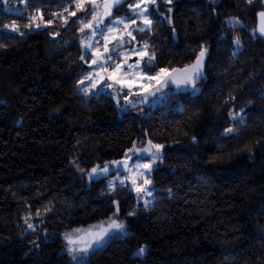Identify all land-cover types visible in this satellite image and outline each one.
<instances>
[{"label": "trees", "instance_id": "obj_1", "mask_svg": "<svg viewBox=\"0 0 264 264\" xmlns=\"http://www.w3.org/2000/svg\"><path fill=\"white\" fill-rule=\"evenodd\" d=\"M133 1L103 22L135 19ZM14 2L0 4V264H68L62 236L109 218L114 203L128 234L86 264H264V0L157 1L151 26L136 21L125 39L147 53L142 72L207 56L196 84L167 86L132 116L81 91L90 1L85 11L77 0ZM149 142L162 157L148 207L108 176L86 180Z\"/></svg>", "mask_w": 264, "mask_h": 264}, {"label": "rangeland", "instance_id": "obj_2", "mask_svg": "<svg viewBox=\"0 0 264 264\" xmlns=\"http://www.w3.org/2000/svg\"><path fill=\"white\" fill-rule=\"evenodd\" d=\"M14 1L16 0H0V4H3L8 8L10 2L15 3ZM86 1H90V3H92L95 0ZM157 1L159 0H155L154 3L151 2V0H134L129 7L131 8L132 15L136 17L135 19H128L125 17L111 18L109 21L103 22L100 25V28L103 29L104 32L103 36L99 34L93 36L92 34L91 36L85 35L83 38L84 50L90 54L92 61L93 59H97L99 54H103L102 59L107 60V62L103 64V68L107 69V71H100L101 65L99 63L91 65V68L86 71L81 79V91L89 96L98 94L109 95L113 98L116 106L121 112L131 116L132 114H135L134 109L136 108L144 105H149V108H151L161 102L166 97V92L162 93V91L167 86H171L176 90H186L189 88V85L192 84L179 83L183 80L180 72H160L155 75L144 74L141 68L144 57V55L142 56V50H140L135 44L125 42V39L130 37L128 34L131 33L132 28H136V21H139L146 26L144 17H147L148 11L141 12V9L144 7L150 9ZM137 4L140 5L139 8L136 6ZM117 20L121 21V23L115 24V21ZM108 25H111L115 31L109 32V28L107 27ZM144 26L143 28H145ZM90 31L92 32V30ZM105 37H108V39H105ZM88 43H90L91 46L86 48L84 44ZM105 45H107V48L109 49L108 52H104ZM96 49H99V53L96 52ZM108 57H112V59H107ZM137 64L139 65L138 67L136 66ZM117 65L121 66V71L113 77V69H115ZM125 73H131V75H125ZM158 75L160 78L159 84L155 80L149 81L146 79L147 76ZM87 77H91V79H87ZM101 77H103V79H101ZM173 80H176L178 83H173ZM141 84L144 85V88L140 87ZM151 152L152 155H143L140 153L136 154V150H130L122 160L111 162L102 168H96L97 172L95 176H90L92 169L89 170L86 173V180L89 181L108 176L111 189L124 185L127 187L128 192L134 195L136 201L141 207H148L153 200L151 175L154 168L158 166L161 160L162 149L160 147L159 152H156L155 149H151ZM153 156L156 157L154 163H152ZM125 162L127 163V167H125ZM142 164H151V168L149 170H145L142 167H137V165ZM105 167L109 169L107 173L102 171ZM133 179L136 181L135 184L132 183ZM145 180H148L149 183L145 184ZM121 181L124 182L121 183ZM138 187L143 190L137 192L136 189ZM114 206V213L109 218L85 228L74 229L62 236L65 243L63 251L68 257V264H86L93 252L102 249L112 239H120L128 234L123 220L118 218V204L114 203ZM112 220L123 224V229L109 230L103 240H101L98 244L92 243L94 237L85 235L88 231L95 233L98 232L101 227L107 228L111 224ZM67 236H72L73 239L83 237V240H78L76 244L70 245L66 239ZM88 243H91V247H88L87 252L79 250L69 252L68 250L69 248H84ZM141 247L145 249V246ZM140 248L133 252L134 256H143L144 253L142 255H137Z\"/></svg>", "mask_w": 264, "mask_h": 264}, {"label": "snow or ice", "instance_id": "obj_3", "mask_svg": "<svg viewBox=\"0 0 264 264\" xmlns=\"http://www.w3.org/2000/svg\"><path fill=\"white\" fill-rule=\"evenodd\" d=\"M123 2H124V0H103L104 11H103V16H101L100 11H99V9L101 7L100 0H95V2L92 3V8L95 9L96 11L95 12L88 11L86 13L87 15L92 16V21H90L87 24H83L81 31H83L84 29H89V30H92L93 36H96L97 34L103 36L104 32H103V29L100 28V25L103 23L104 17L110 16L112 14L111 13L112 8L115 7V5L121 4ZM151 2L154 3L155 0H151ZM248 2L251 3V0H248ZM136 6L138 8L140 7L139 4H137ZM76 8L78 10L85 11L84 0H77ZM147 11H149V9L147 7H144L141 9V12H147ZM70 15H75V12H71ZM33 19H35V17ZM259 20H260V24L257 28V31H259L261 35H264V12L259 13ZM144 21H145L146 26H149V27L151 26L152 21L149 20L147 17H144ZM93 22H95V26H94ZM235 22L237 24L239 23L238 20H236ZM119 23H121V21H119V20L115 21V24H119ZM5 27L6 28L9 27V25H5ZM107 27L109 28V32L115 31V29H113L111 27V25H108ZM11 29L13 31H16L17 30L16 25L15 24L11 25ZM140 31H144V29H140ZM128 35L131 36V33H129ZM105 39H108V37H105ZM132 39H135V37H132ZM82 43H84V42H82ZM234 43L239 45V40L237 39L236 41H234ZM84 46L87 48V47H90L91 45H90V43H88V44H84ZM145 47H147V46L145 45ZM108 51H109V49L107 48V45H105L104 46V52H108ZM96 52L99 53V49H96ZM102 55L103 54H99L97 56V59L93 60L92 63L93 64L99 63L101 65L100 71H107V69L103 68V64L106 63L107 60L102 59ZM143 55H147V53H143L142 56ZM204 55H205V50H202L200 52L199 56L197 57L196 63L192 66V71H190L189 69H179V70L173 69L172 70L173 72L179 71V72H182L185 74L184 79L181 80L179 83H194V79L199 78V73H200V69H201V65H202ZM107 59H112V57H108ZM151 59H152V57H149V60H151ZM136 66L138 67L139 65L137 64ZM144 67L146 69H149L150 64H145ZM120 71H121V66L117 65V67L115 69H113V77H115V75L117 73H119ZM137 74H139V73H137ZM125 75H131V73H125ZM113 77H110V78H113ZM87 79H91V77H87ZM101 79H103V77H101ZM146 79L149 81L155 80L158 84L160 83L159 75L158 76H147ZM172 82L178 83L176 80H173ZM178 86H179V84H178ZM140 87L144 88V85L141 84ZM149 87H150V85H149ZM157 90H159V89H157ZM233 119H235V117H233ZM226 131L232 132L233 129L229 128ZM160 147L161 146L154 145V144H151V142H149V147H145L141 151L144 153H148L149 155H152L151 149H155L156 152H159ZM155 159H156V157L153 156L152 163L155 162ZM125 167H127L126 162H125ZM137 167H142L145 170H149L151 168V164L137 165ZM102 171L104 173H107L109 171V169L107 167H105L102 169ZM96 172H97V169L93 168L91 173H90V176H95ZM123 182L124 181H121V183H123ZM132 183L133 184L136 183L135 179L132 180ZM147 183H149V181L145 180V184H147ZM136 190H137V192H140L143 189L138 187ZM117 211H119V209H117ZM28 226H29V228L32 227L31 224H29ZM123 227H124L123 224L117 223L115 220H112L111 224L107 228L101 227L99 229V231L95 232V233H93L92 231H88L85 233V235L94 237L92 243L98 244L101 240H103L104 236L109 232V230H111V229L121 230V229H123ZM66 239H67L68 243L71 245V244H76L78 242V240H83V237H78L77 239H73L72 236H67ZM88 247H91V243H88L87 246L84 248H80V249L69 248L68 250H69V252H72L75 250L87 252ZM144 251H145V249L143 247H141L139 249V252L137 253V255H142L144 253Z\"/></svg>", "mask_w": 264, "mask_h": 264}, {"label": "water", "instance_id": "obj_4", "mask_svg": "<svg viewBox=\"0 0 264 264\" xmlns=\"http://www.w3.org/2000/svg\"><path fill=\"white\" fill-rule=\"evenodd\" d=\"M128 1H129V0H124L123 3L115 5V7L112 8L111 13L113 14V12H114L116 9H118L119 7H121L122 5H124V4H125L126 2H128ZM94 2H95V1H94ZM92 3H93V2H92ZM92 3L90 4V7H91V8H92ZM100 4H101V7H100L99 11H100L101 16H103V11H104V9H103V0L100 1ZM92 10H93L94 12L96 11V10L93 9V8H92ZM262 12H264V11H262ZM259 13H261V12H259ZM259 13H257V15H256V27H255V31H256V35L264 41V35H261L260 32L257 31V28H258V26H259V24H260ZM112 14H111V15H112ZM111 15H110V16H111ZM110 16L104 17L103 21H104L105 19L109 18ZM93 23H94V26H95V22H93ZM198 56H199V55H198ZM206 56H207V53H205V55H204V57H203V61H202V65H201V69H200V73H199V78L194 79V83H192L193 85L196 84V82H198L200 79H202L203 66H204V62H205ZM93 60H95V59H93ZM196 60H197V58H196ZM196 60H195L190 66L186 67L185 69H189L190 71H192V66L196 63ZM92 65H93V63H92ZM180 73H181V78L184 79L185 74L182 73V72H180Z\"/></svg>", "mask_w": 264, "mask_h": 264}]
</instances>
